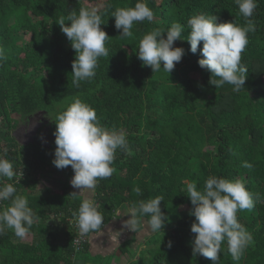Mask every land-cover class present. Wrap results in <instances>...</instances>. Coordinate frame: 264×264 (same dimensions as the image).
<instances>
[{
  "label": "trees",
  "instance_id": "obj_1",
  "mask_svg": "<svg viewBox=\"0 0 264 264\" xmlns=\"http://www.w3.org/2000/svg\"><path fill=\"white\" fill-rule=\"evenodd\" d=\"M136 2L108 0L112 7L103 15L101 28L109 36V57L100 58L95 77L77 88L71 73L75 50L55 21L86 5L81 0H0V48L6 56L0 61V156L22 171L19 183L15 178H5V183L14 184L37 217L29 230L31 243L15 240L11 229L0 234V264H73L87 248L88 240L74 250L68 224L84 198L71 194L75 191L68 184L60 191L45 186L37 192L38 173L54 166V120L48 146L37 138L21 145L13 135L18 120L38 112L54 119L75 98L91 106L105 128L127 134L128 151L117 150L113 174L99 179L93 192L104 224L122 205L164 197L160 207L169 220L130 264H213L192 254L195 234L190 225L195 217L189 214L192 205L185 191L186 182L196 183L199 190L210 176L241 179L254 200L259 197L251 210L237 212L252 237L238 264H264V0H257L255 31L248 33L241 54L247 72L245 88L238 93L229 84H209L210 73L198 65L202 54L199 48L192 53L187 40L174 42L185 54L169 76L163 70L152 72L136 56L145 33L179 22L185 26L181 36H187V20L198 13L244 25L233 0H145L154 12L153 21L135 23L133 36L123 37L110 12ZM26 34L28 40L23 39ZM243 161L252 167H242ZM135 187L141 189L139 195ZM8 204L2 202L1 208ZM219 264H237L226 244Z\"/></svg>",
  "mask_w": 264,
  "mask_h": 264
},
{
  "label": "clouds",
  "instance_id": "obj_2",
  "mask_svg": "<svg viewBox=\"0 0 264 264\" xmlns=\"http://www.w3.org/2000/svg\"><path fill=\"white\" fill-rule=\"evenodd\" d=\"M243 16L244 25L233 21L217 22V17L198 13L187 20V36H181L185 28L174 22L167 29L154 28L145 33L138 42L136 56L142 65L151 68L152 72L163 70L168 74L174 70L185 54L182 47H175L176 40H187L190 51L196 53L198 48L202 57L198 59L200 68L210 73L209 84L215 88L229 84L233 92L245 88L247 67L241 63V54L248 44V33L255 31L252 19L257 8V0H233ZM108 0H99L92 6L81 7L72 11L67 17L61 16L55 21L75 50L71 62L72 83L79 87L82 81H91L99 67V59L109 57L105 42L109 39L101 28L102 17L111 9ZM114 27L120 30L123 37L133 36L132 29L137 22H152L154 12L145 0H137L133 7H117L111 10ZM67 21V23H66ZM202 44V47L200 46ZM6 59L3 48H0V61ZM54 158L57 169L71 166L73 176L70 184L77 192H94L99 179L110 177L114 168L111 166L117 150L128 151L127 134L123 129H108L101 125L95 110L87 103L75 98L59 111L54 119ZM242 167L252 165L242 162ZM21 170H14L13 163L0 156V203L9 201L7 207L0 208V234L11 229L17 238L24 239L37 217L28 200L18 194L13 183H5V178L19 183ZM139 195L141 189L135 187ZM186 196L192 208L189 214L195 217L190 225L194 233L192 254L203 256L219 264L222 245L233 261L239 262L246 248L252 242L250 233L238 221L237 212L251 210L256 200L247 190L241 179L229 180L216 176L208 177L198 190L196 183L186 182ZM163 196L152 199L136 200L130 203L123 221L124 228L132 232L144 229L150 232H161L169 217L161 211L160 202ZM94 199L84 198L76 211L72 213L74 225L78 230V240L90 234L101 233L104 216ZM171 247V241L167 242Z\"/></svg>",
  "mask_w": 264,
  "mask_h": 264
},
{
  "label": "crops",
  "instance_id": "obj_3",
  "mask_svg": "<svg viewBox=\"0 0 264 264\" xmlns=\"http://www.w3.org/2000/svg\"><path fill=\"white\" fill-rule=\"evenodd\" d=\"M50 167H52L54 171V173L51 175L61 173L59 178H54L57 182H59L58 186L55 187V190L60 191L63 184H68L71 186L70 179L73 176L72 168L57 169L52 165H48L43 169V173ZM54 168L57 171H60L55 173ZM41 174L42 172L40 173V176ZM47 174L49 173L47 172ZM52 183L50 182V179L46 177L43 182L44 186H42V189L45 186L54 189ZM40 187L41 186L38 187L39 191ZM72 189L75 192L78 191L73 187ZM77 194L83 198L93 199V192L86 191ZM127 208V205L120 206L114 212L111 220L104 224L101 233H93L89 235L87 248L81 254L76 256L73 264H130V262L138 258L139 252L142 249V244L152 235L153 232L144 229L143 226L142 229L138 230L137 232H132L125 229L123 221L128 218V215L125 214ZM28 236H30V242L25 241L27 240ZM16 239L17 238H15V240ZM18 239L25 243H31L33 240L32 234L30 232H28L24 239ZM97 258H101L102 262H96Z\"/></svg>",
  "mask_w": 264,
  "mask_h": 264
},
{
  "label": "rangeland",
  "instance_id": "obj_4",
  "mask_svg": "<svg viewBox=\"0 0 264 264\" xmlns=\"http://www.w3.org/2000/svg\"><path fill=\"white\" fill-rule=\"evenodd\" d=\"M82 3L86 6H92L95 5L99 2V0H94V1H87V0H81ZM23 39L24 40H28L29 39V35H23ZM193 77L196 79L200 78V74L198 72H194L192 73ZM53 122L52 118L48 115H46L44 112H38L35 113L31 116H29L27 119H20L18 120V124H17V128H16V135L19 138V143L22 144H28L29 142L34 141L36 138L38 139V141L41 144H44L45 146H48L51 139L53 138V134H52V128H51V123ZM55 170V173H58V171L60 170ZM44 170H42V174L40 176V174L38 173L37 177L40 178L39 179V186L40 187V191L39 189H37L38 193L42 192V186L43 182L45 180V178H49L50 182L53 184V188L55 189V187L58 186V183L56 181V179L54 178H59V176L61 175V173H58L56 175H51L52 173H54L53 168L50 167L48 170L46 169V171L43 173ZM40 172V173H41ZM47 172L49 174H47ZM54 179V180H53ZM43 181V182H42ZM86 192V191H85ZM18 240V238L16 239ZM30 242V236H28L27 240ZM144 247V243L142 244V248ZM96 262H102L101 258H97Z\"/></svg>",
  "mask_w": 264,
  "mask_h": 264
},
{
  "label": "built area",
  "instance_id": "obj_5",
  "mask_svg": "<svg viewBox=\"0 0 264 264\" xmlns=\"http://www.w3.org/2000/svg\"><path fill=\"white\" fill-rule=\"evenodd\" d=\"M17 172H19V170ZM21 173H22V171H21ZM22 175H21L20 178H22ZM1 206H2V203H0V208H1ZM68 224L70 225V227L72 228V231H73L72 247L74 248L75 251H79V250H81L83 248V244H84V242L86 240H88V237L85 238V239H83V240H80V242L77 243V240H78V230L76 229V227L74 225V217H71V218L68 219Z\"/></svg>",
  "mask_w": 264,
  "mask_h": 264
},
{
  "label": "water",
  "instance_id": "obj_6",
  "mask_svg": "<svg viewBox=\"0 0 264 264\" xmlns=\"http://www.w3.org/2000/svg\"><path fill=\"white\" fill-rule=\"evenodd\" d=\"M13 135L15 136L16 140L19 142V138L16 135V130L13 132Z\"/></svg>",
  "mask_w": 264,
  "mask_h": 264
}]
</instances>
